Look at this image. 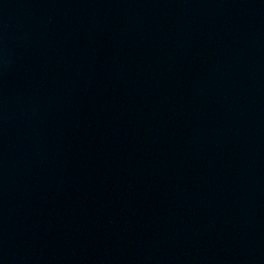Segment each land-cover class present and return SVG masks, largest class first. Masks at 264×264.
I'll list each match as a JSON object with an SVG mask.
<instances>
[{
	"label": "water",
	"instance_id": "obj_1",
	"mask_svg": "<svg viewBox=\"0 0 264 264\" xmlns=\"http://www.w3.org/2000/svg\"><path fill=\"white\" fill-rule=\"evenodd\" d=\"M0 264H264V0H0Z\"/></svg>",
	"mask_w": 264,
	"mask_h": 264
}]
</instances>
